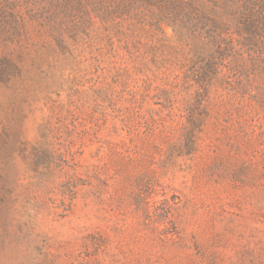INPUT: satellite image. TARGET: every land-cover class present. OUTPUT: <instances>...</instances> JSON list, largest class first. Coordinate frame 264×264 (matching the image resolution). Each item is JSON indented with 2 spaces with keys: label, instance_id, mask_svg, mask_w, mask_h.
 Listing matches in <instances>:
<instances>
[{
  "label": "rangeland",
  "instance_id": "374dc122",
  "mask_svg": "<svg viewBox=\"0 0 264 264\" xmlns=\"http://www.w3.org/2000/svg\"><path fill=\"white\" fill-rule=\"evenodd\" d=\"M173 1L17 0L0 264H264V4L250 35L220 0H183L191 32Z\"/></svg>",
  "mask_w": 264,
  "mask_h": 264
},
{
  "label": "trees",
  "instance_id": "16d2710c",
  "mask_svg": "<svg viewBox=\"0 0 264 264\" xmlns=\"http://www.w3.org/2000/svg\"><path fill=\"white\" fill-rule=\"evenodd\" d=\"M261 2L262 0L260 2L258 0H220L215 2L213 7L221 9L226 16L238 19L242 25V29L247 31L248 34L253 35L257 30L255 19L252 17L254 12H259V10L263 8L264 2ZM168 5L170 8L179 11H198L193 1L174 0L173 3H169ZM17 6V0H0V42L13 38L24 29L25 18L17 9ZM55 12L61 15L60 19H56ZM195 14L197 15L191 17L187 13H183V19L181 21L182 26L189 29L191 32H194L198 28V25H200L201 28L206 26L203 20L206 16L201 12H196ZM47 18L49 23H57V26L60 28L69 18V14L66 11L65 5H63V8L50 11ZM209 21L212 22L215 27H220L221 25L218 18H212ZM224 25L225 24H222V26ZM246 40L249 43L250 36L246 38ZM9 67L10 63L7 58L0 55V81L5 79L4 74H8ZM190 68L193 74H216L218 72L217 66L210 60L205 62H197V60H194Z\"/></svg>",
  "mask_w": 264,
  "mask_h": 264
}]
</instances>
